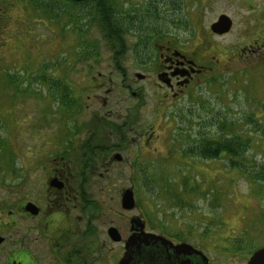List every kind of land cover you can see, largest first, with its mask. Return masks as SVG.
<instances>
[{
	"label": "flooded vegetation",
	"instance_id": "1",
	"mask_svg": "<svg viewBox=\"0 0 264 264\" xmlns=\"http://www.w3.org/2000/svg\"><path fill=\"white\" fill-rule=\"evenodd\" d=\"M14 1L0 0L1 26L12 19ZM143 1L134 5L144 7ZM111 4L120 21L113 28L124 34L119 42L123 49L111 51L108 67L121 75V81L114 80L113 72L91 74L92 95L67 89L66 102L56 106V113L50 105L49 110L36 111L32 123L47 117L52 135L41 142L42 151L27 155L16 169L15 197L0 196V264H250L264 246L245 248L244 234L227 227V222L209 219L199 226L190 217L152 215L141 208L150 165L139 157L127 162L123 157L149 155L144 151L162 127L158 116L179 108L178 103L197 87L205 88L225 66L220 64L225 52L193 35L167 34L161 20L152 26L148 12L130 7L128 0H111ZM95 5V0H32V17L53 26L57 14L66 38L68 28L79 27L70 22L77 18L90 33L91 47L101 45L103 39L114 47L111 39L99 34L93 16H84L92 14ZM166 9L184 13L180 0L163 1L154 8L159 13ZM144 30L146 35L139 38L138 32ZM212 36L220 37L213 32ZM81 59L94 64L108 61L96 53ZM123 62L135 70L130 72ZM64 63L67 69L69 54ZM115 84L130 95V100L115 104L116 110L110 101ZM120 170L132 173L127 186L119 187ZM126 194L129 200H124Z\"/></svg>",
	"mask_w": 264,
	"mask_h": 264
},
{
	"label": "rangeland",
	"instance_id": "2",
	"mask_svg": "<svg viewBox=\"0 0 264 264\" xmlns=\"http://www.w3.org/2000/svg\"><path fill=\"white\" fill-rule=\"evenodd\" d=\"M139 1L128 0L129 6L133 7ZM180 1L184 5V13L174 14L168 9L162 11V19L169 23L164 28L165 32L179 37L193 35L213 43L225 52L220 62L225 66L210 77V83H206L205 88L197 87L184 103L180 101L179 108L174 106V111L158 116L157 122L162 127L155 132L157 136L152 138L151 148L144 151L149 155L123 157L126 162L135 157L145 163L148 161L150 168L144 182L154 180L155 184L158 183L154 188L147 186L141 190V208L145 206L152 215L190 217L199 226L209 219L223 220L228 223L227 227L244 234L243 245L245 248L251 246L250 251H253L264 246V174H252L254 178L250 179L228 170V163L223 158L197 159L194 168H190L187 165L192 161L190 159L177 160L175 155L161 154L162 148L166 150L167 145L172 143L173 148L176 147L174 153L179 151L184 155L181 151L188 146L189 137L181 136L182 130L186 135L203 127L206 118H211V121L222 118L248 130L253 137L254 149L247 153L255 158L256 163L264 166V0ZM31 2L14 1L11 7L16 4V8L12 7V19L8 24L0 25V58H3L0 59V145H4V155L0 154V196L5 198L15 197L16 169L24 164L27 155H33L36 150L42 151L41 142L52 135L47 117L39 123L32 121L36 111L49 110L48 106L45 107L46 103L54 113L57 112L56 106L64 101L57 88L62 89L61 86L65 85L66 89H82L84 94L92 95L88 90L92 88L90 76L99 72L108 76L113 72L114 80L121 81V75L108 67L113 53L106 40L91 47L88 44L90 33L82 28L77 18L70 22H77L79 27L68 28L70 36L66 38L57 14L52 21L53 26L33 20ZM60 14L62 19L64 15ZM221 15L229 16L233 27L228 34L213 37L210 26ZM16 29L20 32L17 38L27 40L26 48L20 41L11 40L12 34L8 31ZM88 49L103 55L108 61L94 64L92 60H82ZM68 54L70 64L66 69L64 56ZM42 56L52 58L48 61ZM122 65L130 72L135 70L124 62ZM44 73L50 74L47 83L42 81ZM10 77L16 79L12 82L14 85L9 81ZM114 88L116 93L110 101L112 109L116 110L115 104L130 100V95L123 92L119 84H115ZM145 105L139 110L140 115L147 109V103ZM251 119L255 123L259 120V123L256 125ZM246 120L250 124H245ZM235 128L236 125L231 126L232 131ZM131 176L129 171L120 170L119 187L127 186ZM186 179L193 182V191L187 186ZM11 204L13 208V202ZM247 238L252 242L250 245Z\"/></svg>",
	"mask_w": 264,
	"mask_h": 264
},
{
	"label": "trees",
	"instance_id": "3",
	"mask_svg": "<svg viewBox=\"0 0 264 264\" xmlns=\"http://www.w3.org/2000/svg\"><path fill=\"white\" fill-rule=\"evenodd\" d=\"M95 1H96V5L91 8L92 14L90 13V11L89 13L88 12L84 13V9H82L84 16H87V15L93 16L91 20L93 21L94 19V22H97L99 24L98 25L99 27L96 28L98 29L99 34L103 38H108L113 41L115 46L110 47L111 50L114 51L116 49L118 51H121L123 47L119 45V42L121 41V35H123L124 33L121 32V30L117 31L113 28L114 23L120 22L116 16L117 14L116 7H114L111 4V0H95ZM163 1H169V0H144V7L143 6L139 7V5H135L134 7L136 10L140 8L143 11H145V13L148 12L147 14L152 17L151 19L152 26L157 24L160 20H161V24H165L166 21L162 19L163 16L161 17L162 12L159 13L158 11L156 12L154 10V8H156L158 4ZM176 1L177 0H175V2ZM78 6H75V7H78ZM83 7L87 8L85 6ZM135 16H139V15L136 14ZM54 17L56 18V14L54 15ZM84 26H86V23H84ZM16 27L17 26H15V28ZM9 33L12 34L10 37L13 39L11 40L15 42L20 41L24 48L27 47L26 39H22L21 37L17 38L18 36H20V32L18 29L14 30L13 32L9 31ZM138 33L140 35L139 38H141V37H144L147 32L146 30H144ZM19 39H22V40H19ZM87 52L92 53L90 49H88ZM0 59H3V58H0ZM13 80H16V79H13V77H10L9 81L11 83L13 82ZM42 81H45L47 83L48 78L43 76ZM52 84H53L52 86L54 87V83ZM12 85L14 84L12 83ZM19 88H21V86H19ZM61 88L62 89L57 88L56 91L60 93L62 101L64 100L63 103H65L66 102L65 97H67L66 96L67 89L65 85L64 87L62 85ZM26 90L28 89H25V91ZM41 94H43V92H41ZM47 106H49V103H46L45 107ZM211 120H212L211 118L204 119L205 124L203 125V127L197 130L191 131L190 133L186 135L183 134V130H182V133L180 135L189 137L188 139L189 142L186 140L188 142L187 144L188 146L181 151L184 153V155H181L179 151H176L174 153V149L176 147L173 148L172 143L171 144L169 143L167 145V148H166V144H164L163 147L166 148V150L162 148L163 152L161 155H169V154L175 155V158H177V160L179 159L189 160L190 159L192 161L187 162V165L190 168H194L195 161L197 159L198 160H218L220 158H223L228 163V170L231 169L232 171H235L239 173L240 175H244L250 179L254 178L252 174L256 175L259 172L264 174L262 172L264 171V166L256 163L255 158L248 155L247 153L250 149L253 148V137L250 135L248 130L243 128L242 127L243 125H237L236 123L228 122V120L226 119L218 118L216 121L215 120L211 121ZM251 122L255 123L253 119H251ZM258 123H259V120L255 124L257 125ZM245 124H250V123L246 120ZM233 125H236V128L234 131L231 130V126ZM163 143H165V141H163ZM3 153H4V145H0V154L4 155ZM257 178H260V177H257ZM185 182L187 183V186H190L191 188L193 187L192 185L193 182H191V180L186 179ZM143 183H145L146 186H150L151 188H154V185L158 184L157 182L155 184L154 180L150 182H143ZM192 191H193V188H192Z\"/></svg>",
	"mask_w": 264,
	"mask_h": 264
},
{
	"label": "water",
	"instance_id": "4",
	"mask_svg": "<svg viewBox=\"0 0 264 264\" xmlns=\"http://www.w3.org/2000/svg\"><path fill=\"white\" fill-rule=\"evenodd\" d=\"M232 27L233 22L230 17L227 15H221L218 20L211 25V30L214 34L223 36L225 34H228L231 31ZM124 200H129L127 194L124 197ZM250 264H264V247L254 254L250 261Z\"/></svg>",
	"mask_w": 264,
	"mask_h": 264
}]
</instances>
